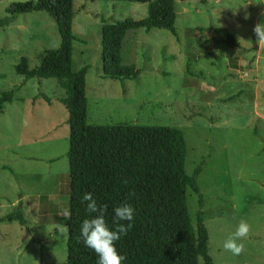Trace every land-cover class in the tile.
<instances>
[{
    "label": "rangeland",
    "instance_id": "1",
    "mask_svg": "<svg viewBox=\"0 0 264 264\" xmlns=\"http://www.w3.org/2000/svg\"><path fill=\"white\" fill-rule=\"evenodd\" d=\"M23 1L0 0V19L7 6ZM146 9L126 1L73 2L71 68L87 66L86 123L181 130L185 173L203 162L196 183L212 264H264V47L253 33L264 22V0H175L176 37L159 29L127 31L120 60L137 77L103 78L101 24L142 19ZM225 34L237 49L219 42ZM58 44L43 12L0 27V92L13 91L0 111V217L18 210L24 221L0 223V264H65L66 233L56 226L68 209L64 94L55 79L23 81L14 72L21 57L32 69ZM185 201L194 225L197 197L187 189ZM241 220L251 230L237 256L223 243Z\"/></svg>",
    "mask_w": 264,
    "mask_h": 264
},
{
    "label": "trees",
    "instance_id": "2",
    "mask_svg": "<svg viewBox=\"0 0 264 264\" xmlns=\"http://www.w3.org/2000/svg\"><path fill=\"white\" fill-rule=\"evenodd\" d=\"M74 1H126L145 3L142 19H124L100 26L101 76L118 82L135 79L132 65H122L120 47L129 30H166L176 37L175 0H26L13 2L5 9L0 27L16 16L43 12L54 23L59 38L58 47L44 50L36 67L29 69L21 57L14 66L16 75L29 79H55L64 96L60 103L66 110L67 135V207L70 218L66 233L65 264H98L99 257L85 246L80 234L84 219L95 215L86 211L82 197L91 192L98 203L107 205L105 219L113 227V209L123 202L135 210L133 226L116 243L119 254L126 257L122 264H212L207 253V231L202 223L203 198L196 178L201 161L187 175L184 170L185 141L181 130L168 126L88 125L84 76L87 66L73 71L71 33ZM181 1V0H179ZM237 49L230 34L219 40ZM13 91L0 92V111L3 103H11ZM197 197L195 224L187 213L185 192ZM24 225L21 212L13 211L0 217ZM121 223H127L121 221Z\"/></svg>",
    "mask_w": 264,
    "mask_h": 264
},
{
    "label": "clouds",
    "instance_id": "3",
    "mask_svg": "<svg viewBox=\"0 0 264 264\" xmlns=\"http://www.w3.org/2000/svg\"><path fill=\"white\" fill-rule=\"evenodd\" d=\"M253 33L256 36L255 43L264 47V22L257 23L253 27ZM252 44V41H247ZM86 202V211L89 214L95 213L90 219H84L81 224L80 234L86 247L91 248L99 257L98 264H122L126 257L119 254L116 243L133 226L135 210L127 202H123L113 209V227H109L105 219L107 205L98 203L96 197L91 192H85L82 197ZM64 221L70 218V211L65 209L62 213ZM125 221L127 223H121ZM61 234L68 232V225L60 222L56 224ZM251 225L241 220L236 231L228 237L223 243L225 250L230 251L233 255H240L245 251V239L249 236Z\"/></svg>",
    "mask_w": 264,
    "mask_h": 264
}]
</instances>
